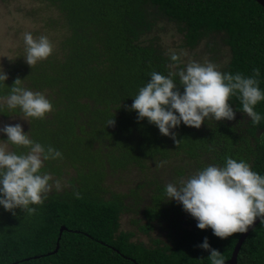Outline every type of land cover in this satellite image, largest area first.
Listing matches in <instances>:
<instances>
[{"label": "trees", "instance_id": "trees-1", "mask_svg": "<svg viewBox=\"0 0 264 264\" xmlns=\"http://www.w3.org/2000/svg\"><path fill=\"white\" fill-rule=\"evenodd\" d=\"M34 1L50 11L47 25L59 41L49 58L33 66L10 61L5 83L11 87L17 77L26 78L25 87L52 101L53 111L29 119L25 132L61 151L63 158L46 162L44 170L70 178L35 214L17 209L13 215L0 207V264H210L208 252L197 247L205 236L227 264L243 233L220 239L211 229H198L181 205L163 201L166 184L158 177L129 194L105 195L109 177L121 171L160 165L173 182L222 164L225 156L243 158L264 174V119L251 124L235 98L229 101L234 120H208L199 129L181 124L174 130L178 144L129 110L149 73L176 70L163 47V26L176 29L183 47L204 45L213 53L222 35L230 60L221 71L252 75L259 68L264 89V7L255 0ZM178 67H184L180 59ZM7 91L0 82V96ZM255 110L264 116V101ZM12 116L23 117L18 110H0L2 118ZM142 190L149 195L143 207ZM128 212L141 216L144 233L161 234L150 245L133 240L134 232L121 230ZM238 264H264V224L245 239Z\"/></svg>", "mask_w": 264, "mask_h": 264}, {"label": "clouds", "instance_id": "clouds-1", "mask_svg": "<svg viewBox=\"0 0 264 264\" xmlns=\"http://www.w3.org/2000/svg\"><path fill=\"white\" fill-rule=\"evenodd\" d=\"M25 55L29 66L49 58L54 51L52 41L46 35L33 36L23 33ZM179 57L170 56L176 70L167 75L152 71L149 79L138 88L130 111L136 113L137 121L147 120L163 136L175 143V129L181 124L199 129L208 120L232 121L235 112L229 103L239 101V111L251 124L264 119L256 105L264 101V89L260 87L259 68L252 75L220 71L213 62L191 61L178 67ZM26 79V78H25ZM17 77L12 86L6 81L8 74L0 67V82L7 87L6 95L0 96V110H18L21 120L44 119L53 111L52 101L42 92L25 87ZM182 89V91H181ZM114 124L113 118L107 126ZM0 207L16 214L37 213L36 206L43 205L55 189L61 190V181L45 171V164L62 159V153L51 145H45L25 132L20 123L0 126ZM78 195V194H77ZM163 201H174L196 221L200 230L211 229L215 237L224 239L234 233H245L259 219L264 224V174L252 169L243 158L225 156L222 164L207 166L181 177L164 186ZM198 248L208 252L210 264H225L223 254L211 247L207 236Z\"/></svg>", "mask_w": 264, "mask_h": 264}, {"label": "rangeland", "instance_id": "rangeland-1", "mask_svg": "<svg viewBox=\"0 0 264 264\" xmlns=\"http://www.w3.org/2000/svg\"><path fill=\"white\" fill-rule=\"evenodd\" d=\"M50 15L49 10L34 0H0V67L5 69L10 61L24 60L25 45L23 42V33L25 32H31L33 36L46 35L52 41L54 47L57 46L59 40L56 38L59 34L50 30L47 25ZM163 27H165L161 34L163 47L166 53L179 56L182 65L193 60L201 63L210 61L216 64L221 71L228 64L230 60L229 49L223 43L222 35H218L216 38L215 53H213L204 45L196 49L183 47V37L175 32L176 29L168 26ZM214 55L216 57L213 59ZM21 118L23 117L12 116L8 119L0 117V126L20 123L23 130L26 131L28 123L27 121L21 120ZM1 135L3 134H0V137ZM145 176H148V179L143 181ZM156 177L161 179L165 184L169 183L166 172H164L163 167L160 165L153 166L149 170L140 171L131 169L129 172L121 171L112 174L107 183L109 193L105 197L111 198L115 193L122 195L129 194L135 185H145L147 181ZM69 178L70 176L58 178L61 181V189L68 187L67 180ZM53 179H56V177H53ZM141 194L145 197L144 200H141L142 203H140L141 207H143V204H146L145 199L149 195L143 190ZM127 201L133 202V196L129 195ZM143 223L144 221L141 220L140 215L134 214V212H128L121 217V230L134 232L135 236L133 240L143 241L150 245L151 239L161 233L159 231L151 232L150 234L144 233L140 228Z\"/></svg>", "mask_w": 264, "mask_h": 264}, {"label": "water", "instance_id": "water-1", "mask_svg": "<svg viewBox=\"0 0 264 264\" xmlns=\"http://www.w3.org/2000/svg\"><path fill=\"white\" fill-rule=\"evenodd\" d=\"M257 1L259 4H261L264 7V0H255ZM259 219L255 220L253 225H251L248 230L242 234V236L240 237L238 243L236 244L232 257L230 260L227 261V264H238V256L241 250V247L245 241V239L248 237L249 233L259 224ZM65 230V227H62L60 230V236L62 235L63 231ZM59 240V239H58ZM59 242V241H58ZM58 244V243H57ZM58 251V246L55 249V253Z\"/></svg>", "mask_w": 264, "mask_h": 264}]
</instances>
